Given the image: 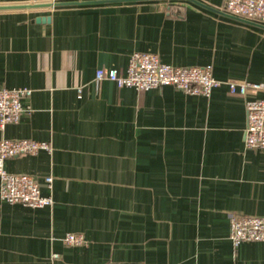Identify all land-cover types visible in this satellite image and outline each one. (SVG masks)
Masks as SVG:
<instances>
[{
  "label": "crops",
  "instance_id": "0c3cea01",
  "mask_svg": "<svg viewBox=\"0 0 264 264\" xmlns=\"http://www.w3.org/2000/svg\"><path fill=\"white\" fill-rule=\"evenodd\" d=\"M91 1L111 0L0 7ZM194 1L0 10V88L33 90L32 111L0 141L53 147L5 168L54 199L32 209L0 195V264H264V243L230 240L232 214L264 217V150L245 147V99L225 85L208 98L95 81L103 67L126 74L139 52L264 87V25L206 8L226 0ZM68 233L87 245L67 246Z\"/></svg>",
  "mask_w": 264,
  "mask_h": 264
},
{
  "label": "built area",
  "instance_id": "2783aa9c",
  "mask_svg": "<svg viewBox=\"0 0 264 264\" xmlns=\"http://www.w3.org/2000/svg\"><path fill=\"white\" fill-rule=\"evenodd\" d=\"M221 13L232 17L264 25V0H226ZM116 83L120 89L131 88L147 92L163 87H174L186 95L211 97L213 91L227 86L231 96L245 99L247 125L245 147L250 150H264V100L256 98L264 90L259 83L249 81H221L214 77L211 67H178L164 64L159 55L153 53H133L126 74L106 67L96 71L95 81ZM82 92L79 89V93ZM33 95L29 88H0V131L8 125L18 124L31 106L25 104ZM41 151L51 153L53 147L48 142L30 139L0 141V181L1 199L12 205H22L32 209L52 207L54 199L44 196L34 176L12 174L5 168L8 159L20 156H36ZM52 188L53 178H46ZM230 240L235 248L243 243H264V217L232 214L230 217ZM64 243L71 247L87 245L83 234L68 233ZM57 256V255H55Z\"/></svg>",
  "mask_w": 264,
  "mask_h": 264
},
{
  "label": "water",
  "instance_id": "95a60500",
  "mask_svg": "<svg viewBox=\"0 0 264 264\" xmlns=\"http://www.w3.org/2000/svg\"><path fill=\"white\" fill-rule=\"evenodd\" d=\"M125 1H149V0H111V1H91V2H72V3H62V4H31V5H15V6H3V7H0V10H18V9H35V8H49V7H56V6H71V5H80V4H96V3H106V2H125ZM191 1H194V0H191ZM196 2V1H194ZM198 3V2H196ZM199 4V3H198ZM204 6V5H202ZM206 7V6H204ZM210 10H213L215 12H220L221 11L219 10H215V9H211L209 7H206ZM221 14H224V13H221ZM226 16H229L227 14H224ZM232 17V16H230ZM233 19H237L239 21H243L245 23H249V24H253L249 21H246V20H243V19H239V18H236V17H232ZM50 17H39L36 19V22L38 23H47V22H50Z\"/></svg>",
  "mask_w": 264,
  "mask_h": 264
}]
</instances>
